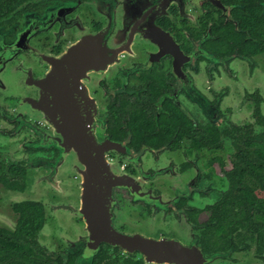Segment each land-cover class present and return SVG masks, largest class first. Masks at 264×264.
<instances>
[{
    "label": "flooded vegetation",
    "instance_id": "af4514ba",
    "mask_svg": "<svg viewBox=\"0 0 264 264\" xmlns=\"http://www.w3.org/2000/svg\"><path fill=\"white\" fill-rule=\"evenodd\" d=\"M9 76L20 94L10 93ZM239 84L243 100L233 118H243L235 124L219 104L232 103L229 91ZM263 105L264 0H0V165L23 166L19 188L0 187L27 193L41 169V182L57 193L49 204L14 197L15 225L0 231H15V206L32 204L43 215L34 241L51 264H87L91 227L108 217L117 234L198 248L211 259L206 264H243L252 250L248 261L264 263V245L258 252L247 230L216 220L235 174L233 144L198 141L200 128L263 132ZM69 161L77 207L58 202ZM215 179L220 194L203 190ZM261 193L254 189L256 198ZM54 208L83 223L85 235L62 237L61 252L48 253L40 235ZM148 222L164 233L140 232ZM124 247L102 241L88 264H157Z\"/></svg>",
    "mask_w": 264,
    "mask_h": 264
},
{
    "label": "trees",
    "instance_id": "16d2710c",
    "mask_svg": "<svg viewBox=\"0 0 264 264\" xmlns=\"http://www.w3.org/2000/svg\"><path fill=\"white\" fill-rule=\"evenodd\" d=\"M225 139H229L233 144L237 163L230 192L223 195L217 205L223 216L216 220L247 230L250 240L255 241L259 252L264 245V197L256 198L254 189L257 187L264 192V131L242 134L240 131L222 132L221 127L199 130L200 147L219 149ZM3 172H7L9 177H4ZM0 184L10 189L19 188L23 184V166L0 165ZM229 207L231 209H227ZM235 208L239 211L235 212ZM15 211L20 212L15 231H0L3 232L0 234V264H51L52 259L34 241L42 227L41 208L32 204H18ZM221 230L222 224L219 223L216 234L222 233ZM236 230V227L230 228V232ZM56 263L73 264V259L65 262L56 259ZM119 264L142 262L126 261Z\"/></svg>",
    "mask_w": 264,
    "mask_h": 264
},
{
    "label": "rangeland",
    "instance_id": "374dc122",
    "mask_svg": "<svg viewBox=\"0 0 264 264\" xmlns=\"http://www.w3.org/2000/svg\"><path fill=\"white\" fill-rule=\"evenodd\" d=\"M8 83L10 85V93H21V87L19 85L14 84V78L13 76H9ZM240 83V82H239ZM199 80L196 81V85L198 86ZM233 85V84H232ZM201 87V86H200ZM234 87V85H233ZM219 88V87H218ZM242 89V86L239 84L238 88L236 90H230L229 93L231 94L232 103L230 101V97L223 99V101L219 104L221 110L225 112V109L232 110L231 112V120L232 122H236L235 124H239L240 120L243 117H234V112L238 111L239 108H241V102L243 100V93L240 90ZM223 91V90H222ZM228 92L225 94L227 96ZM228 99V100H227ZM225 100V101H224ZM264 106V105H263ZM236 108V109H235ZM264 112V108H263ZM245 118V117H244ZM226 153L221 154L220 156L225 157ZM218 154L212 153L206 155V158H212ZM71 162L69 161L66 163V165L63 166L61 169V174L58 178L63 182L64 186V192L65 195L59 196L58 202L61 205H73L77 207V203H74L72 200L73 198H77V189L74 188V183L70 178L72 179L76 172L73 170L74 166H72ZM34 176L32 177V186L31 189L24 194H11L5 192L4 189L0 187V226L5 228H12L15 225L16 216L10 212L11 206L14 203V197L17 199V202L24 201V200H34V201H44L46 204L54 203L53 202V196H56V192L54 189H52L48 184L41 182V179L44 178V176L41 177L43 170L35 171ZM163 180V178H160L159 181ZM41 182V183H40ZM215 182V183H214ZM213 183H207V188L204 187L203 190H207L210 185L214 187L217 190V193L220 194V191L224 189L223 186H221L219 183L216 184L217 180H214ZM259 196H264V193L259 194ZM217 199V194H216ZM49 221L47 222V225L45 226L43 230V234L40 235V244L47 249V252H61L59 246L65 245L62 237H66L68 239H71V241L78 240L81 236L85 235V226L83 223H80L75 219L74 216L69 214L66 211L63 210H56L55 208L52 209V211L49 212ZM128 225V224H126ZM163 226H160V223H151L148 222L147 224L140 226L138 230L142 233H153L149 236L156 238L157 233L159 231H162L164 233ZM44 235V236H43ZM54 240V241H53ZM250 255H247L248 258L243 262V264H253L254 262L252 260L248 261L250 256L253 253V250L248 252ZM240 259L244 258L243 254H240L237 256ZM101 258V259H100ZM100 259V260H99ZM97 260L103 262L105 260L101 256L97 258ZM213 264H223L219 260H215ZM255 264H264L263 262H260L259 260L255 261Z\"/></svg>",
    "mask_w": 264,
    "mask_h": 264
},
{
    "label": "water",
    "instance_id": "95a60500",
    "mask_svg": "<svg viewBox=\"0 0 264 264\" xmlns=\"http://www.w3.org/2000/svg\"><path fill=\"white\" fill-rule=\"evenodd\" d=\"M105 187L106 186L104 185L106 197L108 196L109 188L106 189ZM97 191L99 194L102 193V189H99ZM107 214H109L108 211ZM90 231L92 233V240H90V249L82 256V258L86 260L87 264L90 261L89 259L92 258L97 252L98 245L102 241L120 247H124L127 241H130V243L133 242L135 245L134 248L131 247L132 249L128 248L129 250H127L125 249L126 247H124V249L128 253L138 251L144 256L146 262H153L157 264H206L208 262H212L211 259H204L203 254L198 248L193 247L191 249H188L186 247L180 246L177 243L153 242L145 240L141 236L129 238L127 236L117 234L110 227L109 217L107 222H103L102 228L93 225Z\"/></svg>",
    "mask_w": 264,
    "mask_h": 264
}]
</instances>
